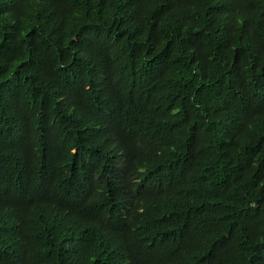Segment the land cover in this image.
<instances>
[{
  "label": "trees",
  "instance_id": "trees-1",
  "mask_svg": "<svg viewBox=\"0 0 264 264\" xmlns=\"http://www.w3.org/2000/svg\"><path fill=\"white\" fill-rule=\"evenodd\" d=\"M0 264H264V0H0Z\"/></svg>",
  "mask_w": 264,
  "mask_h": 264
}]
</instances>
